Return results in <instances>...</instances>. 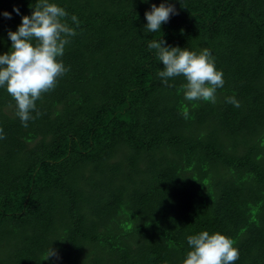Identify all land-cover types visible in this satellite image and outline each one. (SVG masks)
I'll return each mask as SVG.
<instances>
[{"label": "trees", "instance_id": "16d2710c", "mask_svg": "<svg viewBox=\"0 0 264 264\" xmlns=\"http://www.w3.org/2000/svg\"><path fill=\"white\" fill-rule=\"evenodd\" d=\"M54 2L79 21L65 18L69 70L27 127L0 88V264H182L201 230L230 237L235 264H264V0H171L155 33L144 12L161 0ZM19 23L0 16V52ZM158 36L211 50L214 103L184 100L182 76L161 83L146 47Z\"/></svg>", "mask_w": 264, "mask_h": 264}, {"label": "clouds", "instance_id": "9594fccd", "mask_svg": "<svg viewBox=\"0 0 264 264\" xmlns=\"http://www.w3.org/2000/svg\"><path fill=\"white\" fill-rule=\"evenodd\" d=\"M31 8L30 14H21L16 5H13L12 12H0L5 19H11L12 13L20 16L15 30H7V39L11 42L8 50L0 52V88L15 101V115L23 127L34 119L33 111L39 115L35 102L41 94L54 88L58 77L69 70L60 57L70 38L76 35L75 28L65 19L68 17L66 9L54 0H35ZM175 14L177 11L171 0L151 3L144 12V26L150 33L162 32L161 25ZM68 18L73 25H79L75 15ZM146 47L153 50L155 59L163 64L156 72L161 83L171 87L169 79L182 76L185 81L181 85L184 100L215 102V93L225 82L209 48L203 47L196 52L186 47L169 46L162 36L147 42ZM226 103L236 108L240 106L234 95L226 97ZM0 139H3L2 129ZM185 239L189 250L182 264H235L239 258L233 240L221 232L201 230ZM50 245L45 250L44 259H58V251Z\"/></svg>", "mask_w": 264, "mask_h": 264}]
</instances>
